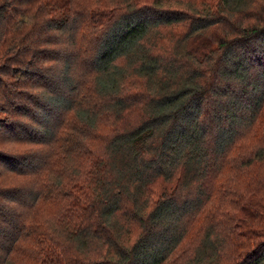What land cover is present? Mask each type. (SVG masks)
Segmentation results:
<instances>
[{
	"label": "trees",
	"instance_id": "trees-1",
	"mask_svg": "<svg viewBox=\"0 0 264 264\" xmlns=\"http://www.w3.org/2000/svg\"><path fill=\"white\" fill-rule=\"evenodd\" d=\"M0 111V264H264V0H1Z\"/></svg>",
	"mask_w": 264,
	"mask_h": 264
},
{
	"label": "rangeland",
	"instance_id": "rangeland-1",
	"mask_svg": "<svg viewBox=\"0 0 264 264\" xmlns=\"http://www.w3.org/2000/svg\"><path fill=\"white\" fill-rule=\"evenodd\" d=\"M1 1V0H0ZM224 33V31L222 30V28H219L215 31L210 32V38L211 41H215L216 39L220 38V36ZM209 34V33H208ZM215 44H212V47H214ZM5 117V115L0 111V118ZM19 148V145L16 144L15 142H9V143H4V144H0V150H2L3 152H8L11 153L14 149ZM7 172L5 171V169L2 167V165H0V181H4L9 185H12L13 182L11 180H8L6 178ZM23 180L21 178H17L15 180V184L16 183H20ZM240 184V187H242L243 182V178L240 179V181L238 182ZM18 185V184H16ZM212 204H208L207 205V210L211 209ZM225 210H229V212H231L232 214H234V216L239 217L242 215V213L239 211H237V209H234L232 207H230L227 203H225L224 206ZM38 209V210H37ZM37 210V211H36ZM206 210V211H207ZM21 212H25V214H29L31 217H34L36 220H40V221H47V224L50 226H53V219L57 216V205L54 203H49V205H44V206H39V207H35V208H30V209H24V210H20ZM36 215V216H33ZM202 215L198 214L197 215V221L195 223H193V228L194 229L198 226L199 224V220L200 217ZM219 220L224 221L227 220V223L233 224V220H231V216H226V219L224 217L219 218Z\"/></svg>",
	"mask_w": 264,
	"mask_h": 264
}]
</instances>
